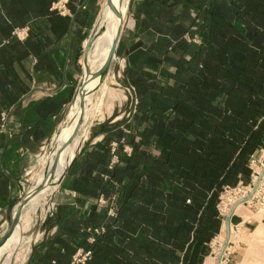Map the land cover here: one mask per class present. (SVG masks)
Returning a JSON list of instances; mask_svg holds the SVG:
<instances>
[{
  "label": "crops",
  "instance_id": "crops-1",
  "mask_svg": "<svg viewBox=\"0 0 264 264\" xmlns=\"http://www.w3.org/2000/svg\"><path fill=\"white\" fill-rule=\"evenodd\" d=\"M260 3L129 0V19L116 54L126 90L134 96L131 110L126 117L99 123L90 138L82 140L58 186L53 210L41 220L20 264H67L74 250L85 249L86 228L105 221L107 208L98 205L100 195L114 196L120 209L110 232L112 247L149 240L147 222L129 227L132 209L150 212L155 204L165 206L169 194L183 184L175 168L153 165L160 150L154 124L175 117L190 123L176 107L197 111L192 117L196 126L215 123L210 108H224L225 92L244 89L249 81V53L256 58L262 54ZM92 6L91 0H0V236L24 176L58 131L73 100ZM259 76L264 78V70ZM217 88L224 91L214 96ZM260 150L264 148L254 153ZM236 215L237 225H244L246 221ZM191 239L192 234L188 242ZM88 264L111 263L99 262L98 250ZM112 264L134 262L118 255Z\"/></svg>",
  "mask_w": 264,
  "mask_h": 264
},
{
  "label": "trees",
  "instance_id": "trees-1",
  "mask_svg": "<svg viewBox=\"0 0 264 264\" xmlns=\"http://www.w3.org/2000/svg\"><path fill=\"white\" fill-rule=\"evenodd\" d=\"M260 4L257 20L264 23V0ZM258 46L262 49L259 57L249 53V81L244 89L236 93L225 92L224 108H210L216 116L214 124L196 126L192 117L197 111L181 107L174 110L190 123L175 117L166 124H154L152 132L158 135L155 144L160 150L154 155L153 165L175 168L183 184L169 194L165 206L155 204L150 212L137 207L132 209L133 219L128 221L129 227L136 229L139 222H147L151 227L149 240L134 239L129 246H111L110 232L119 220L118 206L116 216L105 213L103 223L89 225H104L105 232L95 235L92 243L86 241L84 248L92 250V257L85 264L93 260L98 250L99 262L106 259L111 264L118 255L120 259L129 256L134 264L202 263L208 243L220 227L219 192L224 185L234 187L242 179L248 183L250 169L246 163L256 149L264 148V78L259 76L264 70V44ZM223 91L217 88L214 96ZM185 132L196 137L191 139ZM135 163L138 165L139 162ZM191 234L192 239L188 242ZM187 242L180 257L179 252ZM75 251L69 255L67 264ZM51 255L56 256V252Z\"/></svg>",
  "mask_w": 264,
  "mask_h": 264
},
{
  "label": "rangeland",
  "instance_id": "rangeland-1",
  "mask_svg": "<svg viewBox=\"0 0 264 264\" xmlns=\"http://www.w3.org/2000/svg\"><path fill=\"white\" fill-rule=\"evenodd\" d=\"M91 1L93 2V6H92L93 17H92L91 23L88 28V34L92 33L94 36V34H97L101 32L102 29H104L109 19L106 17L99 18L98 24L94 26L93 22H94V18L98 10V3L100 6L104 0H91ZM127 14H128V4H127ZM126 18L127 19H126L125 24L127 23V20L129 19V14L126 15ZM116 32H117L116 26L112 25L108 35L106 36L105 39H102V42L112 39L115 36ZM88 37L85 39V41H87ZM85 41H84V47H85ZM92 42L93 41H91V44ZM108 53L109 51L106 49H103V46L92 47L87 53L88 55H90V58H92V56L94 57V59L92 60L91 67L89 66V70L87 74V81L91 83L92 85L91 91L93 89V94H94L92 98V104L89 103L88 105L92 107L94 104L102 103V107H103L102 109L104 111H103L102 117L97 115L91 119L92 122H90V126L88 127L86 139L90 138L91 133L94 132L95 127L99 123H104L108 121L112 122L119 116L126 117L129 109L131 110L132 102L134 101V96L130 95V93L126 90V86L124 85L123 78L121 76V73L119 72V69H120L119 59L117 58V54L115 53V57H113V61L109 68L111 70L112 78H111V81L107 80L106 84L109 85L110 87L117 88V89L119 88L120 90H122L125 96L124 97L125 99L123 98L121 102L116 101L111 113L108 114L107 112H105L107 97L102 96L100 90L97 88V84L102 80V77L99 74V69L97 68V64L98 62L104 63ZM81 75H82V71H81ZM80 81H81V78H80ZM80 81H79L78 86L80 85ZM76 91H75V94H76ZM91 93L92 92H90V94ZM90 98H91V95L89 96V100H91ZM67 110H68V107L65 110L64 119L66 117ZM67 122H68V118L66 121H64L65 126ZM56 134L54 136L53 142L51 138L45 142V144L43 145V148L41 149L40 153L36 157L34 166L28 169L27 175L24 176L23 184H21V192L16 202L20 201L26 194L30 193V195L27 198V204L22 208L19 220L15 223L13 230L9 233V236L7 238L8 243L5 240L0 245V264H20L19 263L20 259H18L19 255L23 252V249L25 251L27 250V252L31 249V246L35 238V235L37 233V230L40 227L39 224H41V220L46 219V217L49 215L47 214V209L49 207L44 205L46 202V198L44 197L41 198V195L43 194L44 190L45 192L50 191L49 183L52 182L54 178L55 179L57 178V176L60 174L61 168H64V167H62L61 165L62 160H60L59 163L58 162L56 163L54 161L55 159L53 158L51 159V161L49 160V162L47 163L40 158H42L43 155L47 154L50 150L52 151L54 155H60L61 157H63L65 155V152L68 151L67 152V155H68L70 148L74 147L75 139L78 136H80L81 131H76V130L74 131L73 129V131H71L70 133H65V135L63 134L64 136H66V138L58 142H56L55 140ZM86 139H84V141ZM83 142H81L80 146L83 144ZM67 145H69V147H67ZM252 156L254 159V163H251L252 168L253 169L257 167L260 168L261 167L260 161H264V150H260L254 153ZM246 164H247V167L250 169L249 182L245 183V180L242 179L241 182H239L234 187H229V186L224 185L221 191L219 192V196H218L219 200L217 203V209H218V213H219L221 221H220V227H219L218 233L220 232L221 223L223 219V216L220 214V210L218 208V205L221 202V195L223 193H227V194H230L231 197L234 198V196L240 195V193L246 189L245 187L252 186L253 181H252L251 174H252L253 169L248 166V161ZM47 186H48V189H47ZM59 189L60 188L58 187L54 195L47 197L48 201L51 202L50 209L53 207L52 204L55 203L56 195ZM30 199H33V201L36 200L34 204L30 203L31 202ZM254 201L255 200H253V203ZM250 205H252V203L246 204V206L244 205L246 208L245 210L249 215V219L246 220L244 225L242 223L237 225L238 223L236 219L237 213L233 214V216L231 217V223L234 225L233 227L235 231H238L240 229V230H244V232L256 233V235L253 236V238H250V241H243V240L235 241L234 240L235 236H232L233 240H231L232 242L229 248L230 261L227 264H264V214L254 211L250 207ZM257 220H260L259 225H257L258 224V222H256ZM11 222L9 221L6 227H9ZM217 234L208 243L209 248H208L207 253L203 257L202 263L207 256H215V254L217 255L216 253L217 246H215V249L212 250L213 246L217 244V242L215 241ZM28 239H30V241L28 243H25L26 241H28ZM5 247L7 251L4 253L1 252V249L4 250ZM211 253L212 255H210ZM217 256H219V253Z\"/></svg>",
  "mask_w": 264,
  "mask_h": 264
},
{
  "label": "bare ground",
  "instance_id": "bare-ground-1",
  "mask_svg": "<svg viewBox=\"0 0 264 264\" xmlns=\"http://www.w3.org/2000/svg\"><path fill=\"white\" fill-rule=\"evenodd\" d=\"M128 2H129V0H104L100 6L98 3V10H97L96 16L94 18L93 25L96 26L98 24L99 18L106 17L109 20H108L107 24L105 25L104 29H102V31L100 30L101 32L94 34L92 44L88 48H85L86 60H85V62L82 61V72H83L82 73V79H83V82H82L81 87L78 89V91H76V94H75L73 100L71 101V103L68 106L66 117L62 121V123H60V127L58 129L57 134H56L55 140H56V142H58L64 138H66V136H64L65 133H70L71 131H73V129H74V131L75 130L81 131V134H80V136H78L75 139L74 147L70 148L68 155H67L68 151L65 152V155L63 157H61L60 155H54L52 153V151L50 150L47 154L43 155V157L41 156L42 158H40L47 163L49 162V160L51 161V159H53V158L55 159L54 161L56 163L57 162L59 163V161L62 160L61 165H62V167H64V168H61L60 174L57 176V178L56 179L54 178L52 180V182L49 183L50 184V187H49L50 191L45 192V190H44L43 194L41 195V198L42 197L46 198V202L44 205H46L49 208H50L51 202L48 201L47 197L54 195V193L57 191L58 186L60 184V182H59L60 177L64 173V171H65L70 159L72 158L74 152L78 149L82 140L86 137L88 127L90 126V122H92L91 119L97 115L102 117L103 111H104L102 109L103 108L102 103H97V104H94L93 106L91 105L92 107H90L88 105L89 103L92 104V98L94 96L93 89L91 91L92 85L89 81H87V74H88L89 66L91 67L92 60L94 59V57L92 56V58H90V55H88L87 53L89 52V50L92 47H101V46H103V49L110 51L111 45L115 39L116 34L110 40L102 42V39L106 38V36L108 35L112 25L116 26V28L118 30V28L121 24H123V25L125 24L126 19H127L126 15H128L127 14ZM86 43H87V41H85V45H86ZM114 57H115V55H114ZM102 65H103V63L98 62L97 68L100 69ZM100 76L102 77V80L97 84V88L100 90L102 96L107 97L106 111L105 112H107L109 114V113H111L115 102L116 101L121 102V100L125 96H124L122 90H120L119 88L118 89L113 88V87H110L109 85L106 84V81L107 80L111 81V78H112V74H111L110 69L107 70L106 72L100 74ZM90 92H92V93L90 94ZM90 95H91V98H90L91 100H89ZM81 101H83V102H81ZM67 118H68V122L66 123V126H65L64 121H66ZM54 136L51 139L52 142L54 140ZM67 147H69V145H67ZM257 168H254L255 173L253 175L252 181H253V183H258V185H259L262 182H264V161L261 162V167L258 169ZM245 188L246 189L243 190L240 193V195L234 196V198L231 197V195L227 194V193H223L221 195V202L218 205V208L220 210V214L223 216V219H222V223H221L220 232L217 234L216 240H215L217 242V244L214 245L212 248V250H213V249H215V246H217V248H216L217 255H218V253L220 254V252H221V249L223 247V244H224L226 237H227V234H228V230L230 232L229 240H233L232 236H235L234 237L235 241H240V240L250 241V238H253V236L256 235V233L244 232V230H240V229L238 231H235L233 224L231 223V220H230V223L227 225V217L230 214L233 207H234V213L233 214H236V213L240 214L242 216L243 221H246L249 219V215L245 210L246 209L245 206L247 203L250 202L252 197L255 195L256 191L254 192L253 195H251L252 186H247ZM47 189H48V186H47ZM244 199H246L245 202H243ZM30 201H31L30 203L34 204V202L36 200L33 201V199H30ZM26 204H27V202L23 205V207ZM43 215H44V213H43ZM252 216H254V215H252ZM256 222H258L257 225L260 224V220H257ZM8 236H9V234H8ZM8 236H7V238H8ZM7 238H6V241H7ZM28 242H29V240L26 241L25 243H28ZM7 243H8V241H7ZM6 251H7L6 247L4 248V250L1 249V252H3V253ZM26 253H27V250L25 251L23 249V252L21 254L19 253L20 255L18 254L19 255L18 259H20L19 263H22ZM212 253H213V251H212ZM212 253L210 255H212ZM217 255L215 254V256H207L204 259L202 264H216V260L218 257ZM219 264H225V262L220 261Z\"/></svg>",
  "mask_w": 264,
  "mask_h": 264
},
{
  "label": "built area",
  "instance_id": "built-area-1",
  "mask_svg": "<svg viewBox=\"0 0 264 264\" xmlns=\"http://www.w3.org/2000/svg\"><path fill=\"white\" fill-rule=\"evenodd\" d=\"M128 148H125V150ZM262 161H260L261 163ZM251 163H254V159L253 156H250L249 160H248V166L250 168H252ZM253 169V168H252ZM255 171L253 169L252 171V180H253V175H254ZM255 183H252V188L254 186ZM256 193L255 195L252 197V199L250 200L249 203L247 204H251L250 207L256 211V212H260L261 214H264V182H262L261 184H259L256 188ZM115 197L111 196L106 198L104 195H100L98 198V205L99 206H103L106 209V214L107 216H111L114 217L116 216L117 213V207L115 206ZM253 200L254 203H253ZM245 202V201H244ZM53 210V207L50 209H47V212L51 214ZM249 222V221H248ZM234 226V225H233ZM236 227V225H235ZM87 233L89 234V236L87 237V241L89 243H92L94 241V237L95 235L101 234L105 232V226L104 225H98V226H88L86 228ZM231 240H229L220 261H224L226 264L230 261L229 256H230V245H231ZM92 257V250L89 248H85V249H77L70 258V261L68 264H85L88 260H90Z\"/></svg>",
  "mask_w": 264,
  "mask_h": 264
},
{
  "label": "water",
  "instance_id": "water-1",
  "mask_svg": "<svg viewBox=\"0 0 264 264\" xmlns=\"http://www.w3.org/2000/svg\"><path fill=\"white\" fill-rule=\"evenodd\" d=\"M123 26H124V25L121 24V25L119 26L118 30H117V33H116L115 39H114V41H113V43H112V45H111L110 51H109V53H108V55H107V57H106V59H105L103 65H102L101 68L99 69V73H100V74L106 72V71L109 70V68H110V65H111V63H112V61H113V57H114V55H115V53H116V48H117L118 40H119V37H120V34H121V31H122ZM92 39H93V34L90 33V34H89V37H88V39H87V43H86V45H85V47H84V52H83V61H84V62H85V60H86L85 48H88V47L91 45V41H92ZM82 73H83V72H82ZM82 82H83V79H82V75H81V81H80V85H79L78 88H77V91H78V89L81 87ZM82 100H83V99H82ZM81 102H83V101H81ZM79 147H80V145H79ZM78 149H79V148H78ZM75 155H76V153H75L74 156L71 158V160H70V162H69V164H68V167H69L70 164L72 163V161H73ZM68 167L66 168L65 172L61 175L59 182H61V180L63 179V177H64V175H65V173H66ZM257 186H258V183H255L254 186H253V188H252L251 195L254 194V192H255ZM29 195H30V193L26 194V195H25L20 201L16 202V203L14 204L13 207H10V208H9V214H10V216H11L10 222H11V221H12V222H11V224H10L9 227H6V229L4 230V232L2 233V235L0 236V245L6 240L8 234L13 230V228H14V226H15V223L19 220V217H20V214H21V211H22L23 205L27 202V198L29 197ZM245 200H246V199H244L243 202H244ZM233 213H234V207H233V209L231 210L230 214H229L228 217H227V225L230 223V220H231V217L233 216ZM229 237H230V232H229V230H228V234H227L226 240H225V242H224V244H223V247H222V249H221V252H220L219 256L217 257L216 264H219V262H220L221 256H222V254H223V252H224V250H225V248H226V246H227V244H228V242H229Z\"/></svg>",
  "mask_w": 264,
  "mask_h": 264
}]
</instances>
